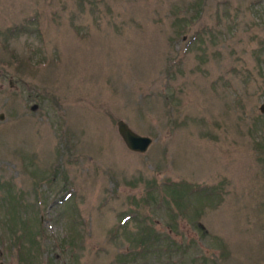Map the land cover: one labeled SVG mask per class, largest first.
Here are the masks:
<instances>
[{"label": "rangeland", "instance_id": "374dc122", "mask_svg": "<svg viewBox=\"0 0 264 264\" xmlns=\"http://www.w3.org/2000/svg\"><path fill=\"white\" fill-rule=\"evenodd\" d=\"M261 104L264 0H0V261L264 264Z\"/></svg>", "mask_w": 264, "mask_h": 264}, {"label": "trees", "instance_id": "16d2710c", "mask_svg": "<svg viewBox=\"0 0 264 264\" xmlns=\"http://www.w3.org/2000/svg\"><path fill=\"white\" fill-rule=\"evenodd\" d=\"M170 189L173 192L176 191L174 186H171V185H170ZM9 228L12 231L16 229L17 226L12 225ZM24 233H25V230H24ZM32 235L33 234H31V236ZM159 237H160L159 233L154 232L150 227H142V226L137 227V229L135 231L130 232V236L127 237V241L129 244L128 245L129 250L128 252L126 251L125 253L119 255V257L117 258L119 264H137L136 256L139 257L140 253L145 254V252H147L148 254L149 252L153 253V251H155L159 246L161 247L163 246L165 247V249H169V250L178 249L177 248L178 245L174 242L173 239H170L171 240L170 241L166 234L161 236L160 242H156L159 240ZM25 242H27L28 244L35 243V239H30V237L29 238L27 237ZM17 243H20V242H17ZM20 245L22 246V243ZM32 250H34L35 252V250L37 249H32ZM28 259L31 261V264H33V258L29 256Z\"/></svg>", "mask_w": 264, "mask_h": 264}, {"label": "water", "instance_id": "95a60500", "mask_svg": "<svg viewBox=\"0 0 264 264\" xmlns=\"http://www.w3.org/2000/svg\"><path fill=\"white\" fill-rule=\"evenodd\" d=\"M260 112H262L263 104L259 106ZM1 118V114H0ZM115 128L117 131V134L119 135L122 143L124 146L132 152L136 153H144L150 143L152 142V139L149 136L141 135L132 130L128 124L123 120H117L115 124ZM0 264H5L2 261H0Z\"/></svg>", "mask_w": 264, "mask_h": 264}, {"label": "flooded vegetation", "instance_id": "af4514ba", "mask_svg": "<svg viewBox=\"0 0 264 264\" xmlns=\"http://www.w3.org/2000/svg\"><path fill=\"white\" fill-rule=\"evenodd\" d=\"M8 82H9V84H11V80H9ZM3 263H4V262H3Z\"/></svg>", "mask_w": 264, "mask_h": 264}]
</instances>
